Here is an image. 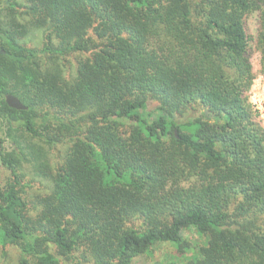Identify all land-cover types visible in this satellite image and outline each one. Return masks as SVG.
<instances>
[{
    "label": "trees",
    "instance_id": "1",
    "mask_svg": "<svg viewBox=\"0 0 264 264\" xmlns=\"http://www.w3.org/2000/svg\"><path fill=\"white\" fill-rule=\"evenodd\" d=\"M0 1V116L18 122L15 149L0 144L4 250L20 264H264L250 99L264 0Z\"/></svg>",
    "mask_w": 264,
    "mask_h": 264
},
{
    "label": "rangeland",
    "instance_id": "2",
    "mask_svg": "<svg viewBox=\"0 0 264 264\" xmlns=\"http://www.w3.org/2000/svg\"><path fill=\"white\" fill-rule=\"evenodd\" d=\"M1 3V1H0ZM250 29L252 34L256 35L258 31V16L254 15L250 19ZM34 38L31 43L36 44L37 41L40 40L38 33L34 32L32 34ZM262 56L260 52H254L252 55V62L254 65L256 78L254 81V84L252 86V89L250 91V99L253 102L255 108L259 111L262 110L263 112V118H264V71L262 67ZM156 102L151 101L149 102V107L153 108L155 106ZM261 115V113H260ZM262 123L264 124V119H261ZM18 122L17 121H8V118H4L0 116V144L3 141L5 149L7 151H12L15 149V136H12L9 134V131L11 128L15 130L17 127ZM14 130L12 132H14ZM17 132H15L16 134ZM52 157H53V151ZM24 170L27 171V173L33 174V170L30 164H25ZM11 170L7 168L6 165L3 164L1 156H0V186L4 188L9 180L11 179ZM32 176V175H30ZM32 192L40 193L44 192L45 190L42 188L43 185L39 180H36L31 183ZM184 235L192 242L193 247L200 244L202 242L201 236L197 233L195 228H191L188 230H185ZM174 252L173 246L169 244H164L158 247V250H156L155 258L160 259L161 257H164L168 252ZM194 251V249L191 250V253ZM169 252V253H170ZM20 251L17 247L9 246L7 249L4 250L2 246H0V264H20ZM89 264V263H88Z\"/></svg>",
    "mask_w": 264,
    "mask_h": 264
},
{
    "label": "water",
    "instance_id": "3",
    "mask_svg": "<svg viewBox=\"0 0 264 264\" xmlns=\"http://www.w3.org/2000/svg\"><path fill=\"white\" fill-rule=\"evenodd\" d=\"M6 100L8 105L12 108L27 109V106L20 100V98L13 94H8Z\"/></svg>",
    "mask_w": 264,
    "mask_h": 264
},
{
    "label": "built area",
    "instance_id": "4",
    "mask_svg": "<svg viewBox=\"0 0 264 264\" xmlns=\"http://www.w3.org/2000/svg\"><path fill=\"white\" fill-rule=\"evenodd\" d=\"M260 113H261V115H260V119H264V118H263V112H262V110L260 111ZM260 113H259V114H260ZM263 125H264V124H263Z\"/></svg>",
    "mask_w": 264,
    "mask_h": 264
}]
</instances>
